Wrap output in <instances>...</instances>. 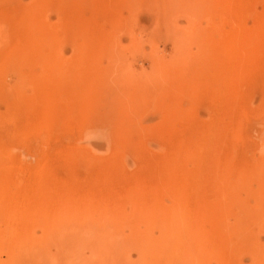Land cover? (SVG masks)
<instances>
[{
  "label": "rangeland",
  "instance_id": "374dc122",
  "mask_svg": "<svg viewBox=\"0 0 264 264\" xmlns=\"http://www.w3.org/2000/svg\"><path fill=\"white\" fill-rule=\"evenodd\" d=\"M0 264H264V0H0Z\"/></svg>",
  "mask_w": 264,
  "mask_h": 264
}]
</instances>
